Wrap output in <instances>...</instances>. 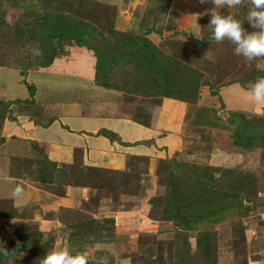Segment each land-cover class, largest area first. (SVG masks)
Listing matches in <instances>:
<instances>
[{
	"label": "rangeland",
	"instance_id": "rangeland-1",
	"mask_svg": "<svg viewBox=\"0 0 264 264\" xmlns=\"http://www.w3.org/2000/svg\"><path fill=\"white\" fill-rule=\"evenodd\" d=\"M168 6V0H0L2 77L12 82L6 69L21 76L72 55L70 62L90 68L95 86L107 83L125 94L112 106L114 116L149 119L153 129L168 123L155 139L135 143L151 153L127 157L126 171L118 174L50 164L34 174L26 157L22 169L30 181L40 176V196L29 195L20 210L12 194L22 184L0 182V216L14 218L0 226V264H40L62 247L84 253L89 264H264V154L257 145L242 148L236 137L237 127L243 136L264 133V106L247 96L264 77V59L247 61L227 39L215 42L208 21L177 29ZM250 7L242 0L221 14L251 32ZM147 29L166 58L157 61L170 64L168 89L180 100L126 92V82L135 91L153 90L131 77L161 80L141 64L107 65L95 73L96 55L88 46L109 59L134 49ZM73 30L86 43L72 38ZM205 35L210 39L202 41ZM97 95L102 103L104 93ZM17 105L19 111L29 108ZM29 111L46 113L41 107ZM175 125V132L167 130ZM18 167L15 162L7 177Z\"/></svg>",
	"mask_w": 264,
	"mask_h": 264
},
{
	"label": "crops",
	"instance_id": "crops-1",
	"mask_svg": "<svg viewBox=\"0 0 264 264\" xmlns=\"http://www.w3.org/2000/svg\"><path fill=\"white\" fill-rule=\"evenodd\" d=\"M213 9L212 3L201 4L200 0H171L168 6V12L176 16V28L181 30L187 29L193 23L192 20L209 22ZM218 11L221 13V9ZM152 33L147 35L149 40L153 37ZM71 57H57L49 67L29 69L23 76L6 69L12 82L1 76L3 69L0 68V102H16L5 111L4 119L0 122V182L6 181L8 187L22 184L21 189H13L12 194L16 196L15 203L20 206V210L26 208L29 195L40 196V176L30 181L25 177L27 168L22 169L27 158H31L34 174L40 172V166L49 164L56 169L65 165H78L81 170L91 168L125 172L127 157L138 158L152 151L142 149L135 143L155 139L162 129L159 127L168 125L160 121L157 123L159 127L153 129L131 118L114 116L112 106L124 102L125 94L95 86L90 68L81 64L80 60L75 64L70 62ZM88 61H93V57ZM25 83L33 86L32 97ZM99 91L104 93L101 96L102 103L98 101ZM31 100L33 103H28ZM17 102L29 108L19 111ZM40 107L46 109V113L29 111L30 108ZM171 115L177 116L178 113L174 111ZM177 125L167 130L175 132ZM102 130L112 132L116 140L101 135ZM15 162L19 166L16 175L7 177ZM3 189L0 188V199ZM13 219L0 216V226L7 228Z\"/></svg>",
	"mask_w": 264,
	"mask_h": 264
},
{
	"label": "clouds",
	"instance_id": "clouds-1",
	"mask_svg": "<svg viewBox=\"0 0 264 264\" xmlns=\"http://www.w3.org/2000/svg\"><path fill=\"white\" fill-rule=\"evenodd\" d=\"M212 3L214 9L208 28L215 42L225 39L235 45L233 51L247 61L264 59V0H250V9L246 20L255 31L246 32L241 21L232 15H223L218 10L225 7L237 8L242 0H200L201 4ZM209 59L213 57L205 53ZM248 99L255 105L264 106V77L252 83L247 90ZM40 264H89L84 253L73 254L68 247H62L46 253Z\"/></svg>",
	"mask_w": 264,
	"mask_h": 264
},
{
	"label": "trees",
	"instance_id": "trees-1",
	"mask_svg": "<svg viewBox=\"0 0 264 264\" xmlns=\"http://www.w3.org/2000/svg\"><path fill=\"white\" fill-rule=\"evenodd\" d=\"M168 1L170 4L171 0H168ZM73 31L74 32L72 34V38L78 39V40H80V42L86 43V41L82 38L83 35L80 34L79 31H77V30H73ZM146 31L147 32H144L142 35L138 36L140 42H139V44H137V46L134 47V49L124 51L123 53L119 54L118 56H113V57L111 56V58H109V59L103 58L102 55L100 54V52H97L96 50H94V48H92L91 46H88L92 51H94V53L96 55L98 67H96L95 73H96V75L99 74L102 70L101 68L103 66H107V65L119 66V65H129L130 64V65L135 66L136 64H141L143 67H145L147 70H149V72L152 73V75H154V76H150V77H152V78L160 77L162 81L160 80L161 81L160 82L159 80H153V79L149 78L148 75H144V74L141 75L140 77H138V76L131 77V80L135 79V82L139 81V84H145L144 87H147L148 85L153 86L152 87L153 90H151L149 92H143V93L139 92V91H135V90H132L130 86H128L129 82H126L125 87L127 86V89H128V91H126V92H128L131 95L132 94H140L142 96L143 95L144 96H152L155 98L163 97V98H173V99L180 100V98L177 96L176 93H174L168 89V83H171V84L173 83L172 81H170L173 79H169V75L171 73L170 67H169L170 64H168V63H166V64L162 63L161 64L157 61V58L161 59V58H164V56L160 55V51L157 49V47L154 46L153 43L147 38V34L150 32V29H147ZM211 38H213V37H211ZM208 39H210L208 35H205L202 37V41H205ZM125 43L126 44H124L123 47L128 44L127 41ZM129 47H131V46H128L127 48H129ZM168 59H170V58H167V60ZM135 60H139V61H135ZM163 60H166V58H164ZM127 61H129V62H127ZM50 64H47V65L44 64V65H38V66L39 67L40 66L41 67H48V66H50ZM23 75L24 74H22V76ZM25 84H26L28 92L30 93V96L32 97L34 95L33 86H30L27 83H25ZM187 84H190V80L185 83L184 89L179 90L180 92H177L178 95L185 94ZM101 86L104 88L110 89V86L107 83L103 84ZM148 88H149V86H148ZM129 89H131V90H129ZM17 103H19V102H17ZM28 103H33V102L31 100V101H28ZM12 104H15V102H8V103L0 102V113L3 109L4 112H2V113L4 114L5 111ZM133 118L135 119L134 120L135 122L139 123L142 126H145V127L150 126V124H149L150 122L148 119L149 116H147V113L145 114L144 119H148V120L139 121L138 117H135V116ZM228 123L233 124V120L230 119L228 121ZM100 134L106 138H109L110 140H116V136L112 132L102 130V131H100ZM236 137L238 139H240V141H241L240 145L242 148L250 149V148L257 145V147H259L261 152L264 154V133L255 132L254 134H251L248 136H243L242 133L239 132V128L237 127ZM84 169L85 170H96V169H91V168H84ZM108 173H110V172H108ZM116 174H118V173H116ZM114 187L115 186L108 187V190H110V191L115 190V189H113ZM185 228H187L188 230H192L189 226H186ZM0 256H1V252H0Z\"/></svg>",
	"mask_w": 264,
	"mask_h": 264
}]
</instances>
